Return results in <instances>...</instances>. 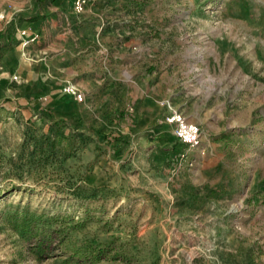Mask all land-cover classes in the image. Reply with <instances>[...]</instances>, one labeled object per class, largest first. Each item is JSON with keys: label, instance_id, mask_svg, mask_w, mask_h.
Wrapping results in <instances>:
<instances>
[{"label": "rangeland", "instance_id": "1", "mask_svg": "<svg viewBox=\"0 0 264 264\" xmlns=\"http://www.w3.org/2000/svg\"><path fill=\"white\" fill-rule=\"evenodd\" d=\"M0 16V264H264V0Z\"/></svg>", "mask_w": 264, "mask_h": 264}, {"label": "built area", "instance_id": "2", "mask_svg": "<svg viewBox=\"0 0 264 264\" xmlns=\"http://www.w3.org/2000/svg\"><path fill=\"white\" fill-rule=\"evenodd\" d=\"M86 0H74V7L78 13L84 11ZM1 19V16H0ZM67 92L75 95L78 100H83V95L75 90L74 86L66 89ZM169 113L165 118L166 124L173 127L174 135L178 142L189 148L201 146L202 133L199 126L190 122L183 112L169 104Z\"/></svg>", "mask_w": 264, "mask_h": 264}, {"label": "crops", "instance_id": "3", "mask_svg": "<svg viewBox=\"0 0 264 264\" xmlns=\"http://www.w3.org/2000/svg\"><path fill=\"white\" fill-rule=\"evenodd\" d=\"M7 58H10V57L7 55Z\"/></svg>", "mask_w": 264, "mask_h": 264}]
</instances>
